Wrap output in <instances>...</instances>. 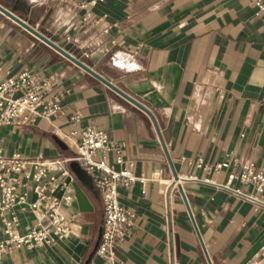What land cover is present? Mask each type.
Listing matches in <instances>:
<instances>
[{"label":"crops","instance_id":"0c3cea01","mask_svg":"<svg viewBox=\"0 0 264 264\" xmlns=\"http://www.w3.org/2000/svg\"><path fill=\"white\" fill-rule=\"evenodd\" d=\"M0 2L62 45L69 24L85 11L55 0ZM88 7L112 25L105 42L112 49L80 59L154 113L167 149L144 109L0 11V63L11 74L53 75L50 94H58L63 106L49 119L0 126L4 154H72L81 130L93 125L123 143L122 154L135 160L137 174L161 171L164 182L119 188L136 212L134 229L113 259L96 249L89 264H210L206 251L213 264H264V211L246 195L264 199V190L229 182L245 162L264 174V10L252 0H96ZM76 114L80 120L72 118ZM116 156L111 151L107 158L114 163ZM175 173L196 224L172 185ZM85 188L94 210L81 211L77 200L65 208L79 213L80 236L14 248L0 264H85L104 216L97 189ZM21 189L29 200L36 197L31 187ZM20 218L25 230L34 214L23 210Z\"/></svg>","mask_w":264,"mask_h":264},{"label":"built area","instance_id":"2783aa9c","mask_svg":"<svg viewBox=\"0 0 264 264\" xmlns=\"http://www.w3.org/2000/svg\"><path fill=\"white\" fill-rule=\"evenodd\" d=\"M55 1L73 3L85 9L69 24L64 34L66 43L62 46L78 58L79 54L91 56L99 51L105 54L111 51V45L105 42L112 25L106 21L105 15L93 16L88 7L96 0ZM252 1L264 10V0ZM53 80V75L41 77L34 70L11 74L0 63V126L30 124L37 116L49 119L61 111V97L50 94ZM72 118L80 120L78 114ZM77 133L74 129L70 134L75 136ZM122 146L123 143L111 137L106 130L93 125L81 130L80 138L73 144L72 154L35 158H27L20 153L8 156L0 146V256L17 247L33 249L58 239L81 235L83 222L79 213L65 210L77 200L76 193L70 191L77 180L70 162L77 160L92 176L103 202V228L97 253L113 259L116 247L133 231L136 217V212L121 200L119 188H129L137 182L145 185L149 179L164 182L161 171L150 177L137 174L135 160L123 156ZM111 151L117 153L114 163L107 158ZM197 162L204 165L201 157ZM229 162H219L216 167ZM234 179L252 183L260 192L264 190V174L257 172L253 163L245 162L238 171L230 173L229 182ZM178 181L174 179L172 185L177 186ZM22 186L31 187L36 197L29 200V191L22 190ZM235 191L244 193L241 188ZM246 195L253 199L255 209L264 211V199L253 193ZM23 210L34 214L33 223L25 230H22L20 218Z\"/></svg>","mask_w":264,"mask_h":264},{"label":"water","instance_id":"95a60500","mask_svg":"<svg viewBox=\"0 0 264 264\" xmlns=\"http://www.w3.org/2000/svg\"><path fill=\"white\" fill-rule=\"evenodd\" d=\"M0 11L3 12L4 14H6L7 16L11 17L12 19H14L15 21H17L19 24H21L23 27L27 28L28 30H30L31 32H33L34 34H36L38 37H40L42 40H44L45 42H47L50 46H52L54 49L58 50L60 53H62L64 56H66L67 58H69L70 60H72L73 62H75L76 64H78L79 66H81L82 68H84L85 70H87L88 72L92 73L93 75H95L96 77H98L99 79H101L102 81H104L106 84H108L109 86H111L112 88H114L116 91H118L120 94H122L124 97H126L127 99H129L130 101H132L134 104H136L138 107L144 109L153 119L154 123L156 124L157 130L159 132V135L164 143V146L166 147V143L163 139V136L161 134V130L158 126L156 117L154 115V113L147 108L145 105H143L140 101H138L137 99H135L134 97H132L131 95H129L128 93H126L124 90H122L120 87H118L117 85H115L114 83H112L110 80H108L107 78H105L104 76H102L99 72H97L89 63L81 60L80 58L76 57L75 55H73L67 48H65L64 46H62L60 43H58L56 40H54L53 38H51L50 36H48L46 33H44L42 30H39L37 27H35L34 25H32L29 21H27L26 19H24L23 17L19 16L18 14H16L13 10L9 9L8 7H6L5 5H3L0 2ZM56 142L59 144V146L62 149H68V144L63 141L62 139L55 137ZM167 149V147H166ZM70 167L72 168V170L76 173L77 175V180L74 181V188H75V193H76V197H77V201L79 204V208L81 211L83 212H89V211H93L94 210V204L92 203L88 192L86 190L85 187H89L91 189H94V183H93V179L92 176L80 165L79 161L77 160H72L70 162ZM175 178L179 180V175L177 173H175ZM178 187L180 192L182 193L186 204L188 206V209L190 211V214L192 215V218L195 222L191 207H190V203L188 201L187 195L183 189V186L180 182V180L178 181ZM197 227V225H196ZM102 228L103 225H101L100 227V231H99V236L96 242V246L93 249L91 255L89 256V258L87 259V261L85 262V264H89L92 257L94 256L96 249L98 247L99 241H100V237L102 234ZM201 238V235H200ZM202 241V238H201ZM203 243V241H202ZM204 249H205V245L203 243ZM206 250V249H205ZM206 255L208 257L209 263L213 264L208 252L206 251Z\"/></svg>","mask_w":264,"mask_h":264},{"label":"bare ground","instance_id":"6f19581e","mask_svg":"<svg viewBox=\"0 0 264 264\" xmlns=\"http://www.w3.org/2000/svg\"><path fill=\"white\" fill-rule=\"evenodd\" d=\"M119 59H120V58H119ZM119 59H118V60H119Z\"/></svg>","mask_w":264,"mask_h":264},{"label":"rangeland","instance_id":"374dc122","mask_svg":"<svg viewBox=\"0 0 264 264\" xmlns=\"http://www.w3.org/2000/svg\"><path fill=\"white\" fill-rule=\"evenodd\" d=\"M40 30V29H39Z\"/></svg>","mask_w":264,"mask_h":264}]
</instances>
